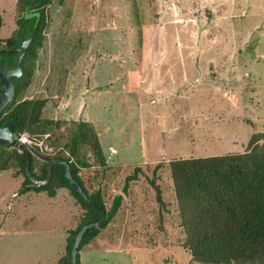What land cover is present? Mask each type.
<instances>
[{"label": "rangeland", "instance_id": "rangeland-1", "mask_svg": "<svg viewBox=\"0 0 264 264\" xmlns=\"http://www.w3.org/2000/svg\"><path fill=\"white\" fill-rule=\"evenodd\" d=\"M46 12L34 74L20 97L46 99L41 119L54 122L37 136V149L74 162L71 132L81 122L96 130V122L104 153L116 155L102 171L91 148L80 146L92 165L80 174L103 172L108 209L124 197L121 222L105 230L117 251L86 264H196L184 248L169 163L243 154L254 139L264 145V0H65ZM0 15L2 50L23 15L18 0H0ZM164 146L177 158L158 155ZM34 158L41 175L44 162ZM24 180L15 160L0 173V264H56L64 230L76 229L83 211L68 190L56 198L22 194Z\"/></svg>", "mask_w": 264, "mask_h": 264}, {"label": "trees", "instance_id": "trees-1", "mask_svg": "<svg viewBox=\"0 0 264 264\" xmlns=\"http://www.w3.org/2000/svg\"><path fill=\"white\" fill-rule=\"evenodd\" d=\"M64 1L18 0V9L23 14L18 21V29L7 46L0 50V69L2 62L10 68L14 67L21 41L36 30L21 64L23 75L18 79L12 78L16 88L15 98L0 114V126L14 121L15 131L21 135L28 133L32 137L41 136L47 134L54 124L53 121L41 119L46 99L20 97L27 90L34 74V64L48 27L46 11L54 4L62 5ZM2 26L0 15V31ZM0 88L3 87L0 85ZM257 142L254 139L250 144L251 151L243 154L182 159L169 163L179 222L185 237L184 248L196 264H264V145L258 146ZM80 146L91 148L98 169L103 171L108 166L100 137L93 125L77 123L68 146L75 161L63 157L58 159L69 162L72 176L80 183L84 193L93 203L102 207L107 215V223L101 229L89 230L84 234L79 246L78 264L82 248L94 241L114 220L124 200L123 195H116L110 209L107 208L103 189L99 185L103 172L96 171L95 177L80 174L82 169L92 168V165L81 159ZM5 148L12 147L9 144L0 147V173L7 171L10 162L15 160L25 178L22 194L45 192L54 198L59 190L66 189L83 211L76 229L68 232L64 256L56 263L71 264V251L77 234L84 226L98 222L101 219L100 212L70 185L64 166H54L49 184L36 187L26 176L27 160L15 149L4 155ZM34 162L33 157L32 172L39 179H45L48 163H43L42 174L37 175ZM137 172L126 177L122 190L124 194L128 193L130 184L137 179ZM93 180H97L95 184ZM158 200L164 204L162 194H159Z\"/></svg>", "mask_w": 264, "mask_h": 264}, {"label": "water", "instance_id": "water-1", "mask_svg": "<svg viewBox=\"0 0 264 264\" xmlns=\"http://www.w3.org/2000/svg\"><path fill=\"white\" fill-rule=\"evenodd\" d=\"M37 17H39L38 14ZM35 33L36 30L34 29L28 38L23 39L21 41L20 53L16 58V62L13 68H10L7 63L4 62L1 63L0 85L3 88H0V114L15 98L16 88L14 82L12 81V78L18 79L22 77L23 71L21 64L25 58L29 46L31 45L35 37ZM20 137L21 134L15 131L14 121H10L5 125L0 126V147L4 146L5 144H9L13 149H15L18 152V154L22 158L27 160L25 166L26 176L29 182L33 186L39 187L49 184L53 175L54 166L62 165L66 169V178L69 181L70 185L85 199V201L88 204H90L93 208L98 210L101 214V219L98 222L84 226L77 234L75 243L71 251V264H78L79 246L82 242L84 234L89 230H99L107 223L106 211L99 205L93 203L84 193L80 183L77 182L72 176L71 166L69 162L44 154L38 149L31 147L29 145L20 144L19 142ZM33 157H37L41 159L43 162L48 163L47 165L48 175L45 179H39L38 177H36L34 172H32L31 165H32Z\"/></svg>", "mask_w": 264, "mask_h": 264}, {"label": "crops", "instance_id": "crops-1", "mask_svg": "<svg viewBox=\"0 0 264 264\" xmlns=\"http://www.w3.org/2000/svg\"><path fill=\"white\" fill-rule=\"evenodd\" d=\"M156 80V79H155ZM88 121V120H87ZM98 127H99V124H96V122H95V128H96V131H97V133H98V135H99V137H100V141H101V137H102V134H101V132L98 130ZM145 138H147L146 136H145ZM150 143H151V145H152V143L153 142H151L150 141ZM144 144H145V147H146V142H144V140L142 141V146H144ZM154 144V143H153ZM150 146V145H149ZM150 148H151V150H154V148L153 147H151L150 146ZM167 148L164 146V150L161 148V149H159L156 153L158 154V155H164V156H166L167 154H166V151L167 152H169V153H171V158H177L176 156L179 154V152H175V150H171V149H167ZM170 150V151H169ZM143 151H144V148H143ZM147 151H146V149H145V153H146ZM155 153V154H156ZM105 154V153H104ZM116 155V153H115V151H111L110 152V154L109 155H106L105 154V156H106V158H107V165L108 166H111L110 165V160H113L112 158H114V156ZM153 159L155 160L156 158H152V159H148V161L147 162H152L153 161ZM178 159H180V158H177V160ZM61 190H66V189H61ZM60 191V190H59ZM58 191V192H59ZM30 192H35V191H30ZM66 192H67V190H66ZM29 193V192H28ZM35 193H38V192H35ZM40 193V192H39ZM58 194L59 193H57V196L56 197H58ZM67 194V193H66ZM15 196H17V194H14L13 195V197H15ZM56 197H54V198H56ZM74 200V199H73ZM124 201V200H123ZM124 206H123V204H122V206H121V208H120V210H119V212H118V214L116 215V217L114 218V220L100 233V235L94 240V241H92L91 243H89V244H87L86 246H84L83 248H82V250H81V252H80V264H86V262H87V260L88 259H93L94 258V256H95V254L96 253H102V252H106V251H117L116 249H111L110 247H108V245H107V241H106V237H107V235L105 234V230H107V229H110V228H112L113 226H115L116 224L115 223H117L118 221H120V219H118V217H119V214H120V212L122 211V209L124 210ZM127 212V211H126ZM121 222V221H120ZM119 223V222H118ZM71 229L70 228H68V229H65L64 230V233H63V240H64V244L66 245V240H67V237L68 236H66V235H68V232L70 231ZM1 236V235H0ZM48 240V239H47ZM46 240V241H47ZM52 240L53 239H49L48 240V242L49 243H47V242H45L46 244H48V245H50V244H52ZM53 242H55V239L53 240ZM51 247H48V248H44L42 251L44 252V257H48V255H50V249ZM89 256V257H88Z\"/></svg>", "mask_w": 264, "mask_h": 264}, {"label": "built area", "instance_id": "built-area-1", "mask_svg": "<svg viewBox=\"0 0 264 264\" xmlns=\"http://www.w3.org/2000/svg\"><path fill=\"white\" fill-rule=\"evenodd\" d=\"M19 142H20V144L29 145V146L34 147L36 149L41 146V144L38 143L39 142L38 138L32 137L28 133L22 134L20 139H19Z\"/></svg>", "mask_w": 264, "mask_h": 264}, {"label": "flooded vegetation", "instance_id": "flooded-vegetation-1", "mask_svg": "<svg viewBox=\"0 0 264 264\" xmlns=\"http://www.w3.org/2000/svg\"><path fill=\"white\" fill-rule=\"evenodd\" d=\"M13 68V67H12Z\"/></svg>", "mask_w": 264, "mask_h": 264}]
</instances>
